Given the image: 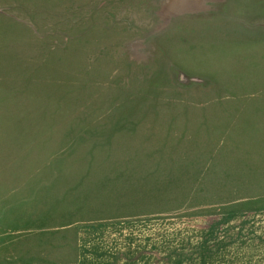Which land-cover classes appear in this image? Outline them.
I'll use <instances>...</instances> for the list:
<instances>
[{
	"label": "rangeland",
	"instance_id": "374dc122",
	"mask_svg": "<svg viewBox=\"0 0 264 264\" xmlns=\"http://www.w3.org/2000/svg\"><path fill=\"white\" fill-rule=\"evenodd\" d=\"M12 163L46 180V227L160 214L145 238L234 264L264 243V0H46V24H0V192Z\"/></svg>",
	"mask_w": 264,
	"mask_h": 264
},
{
	"label": "crops",
	"instance_id": "0c3cea01",
	"mask_svg": "<svg viewBox=\"0 0 264 264\" xmlns=\"http://www.w3.org/2000/svg\"><path fill=\"white\" fill-rule=\"evenodd\" d=\"M0 24H46V0L0 2ZM20 48L16 46L14 52L16 73H20L22 65ZM33 115L24 120L45 119L41 114ZM9 167L11 176L7 182L12 191L0 192V264H219L227 255L223 248L218 250L224 246L217 242L212 247L209 241L145 238L143 234L149 232L148 227H154L153 232H157V226L162 233V221L156 219L160 214L151 218L153 220L133 222L130 215L121 212H101L95 214L98 219L84 223L46 227V188L37 187L45 186L46 180L42 177L41 181L40 176L29 172L24 176L22 172L15 173L14 163ZM26 168L29 171L30 166ZM41 168L45 170L46 166ZM2 172L0 170V184L3 183ZM28 185L36 187L24 189ZM137 230L141 233L136 239L124 235L126 232L136 235ZM211 248L217 251L212 252ZM234 258V264H264V243L251 242L245 252L241 249Z\"/></svg>",
	"mask_w": 264,
	"mask_h": 264
}]
</instances>
